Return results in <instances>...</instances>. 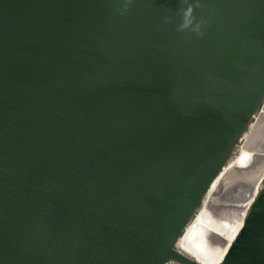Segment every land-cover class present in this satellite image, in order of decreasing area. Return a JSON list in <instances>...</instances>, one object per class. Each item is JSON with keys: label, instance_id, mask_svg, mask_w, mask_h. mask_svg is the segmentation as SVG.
<instances>
[{"label": "water", "instance_id": "1", "mask_svg": "<svg viewBox=\"0 0 264 264\" xmlns=\"http://www.w3.org/2000/svg\"><path fill=\"white\" fill-rule=\"evenodd\" d=\"M125 2L0 0V264H201L177 243L264 106V0ZM258 171L221 264H264Z\"/></svg>", "mask_w": 264, "mask_h": 264}, {"label": "bare ground", "instance_id": "2", "mask_svg": "<svg viewBox=\"0 0 264 264\" xmlns=\"http://www.w3.org/2000/svg\"><path fill=\"white\" fill-rule=\"evenodd\" d=\"M264 158V106L254 117L250 128L243 134L235 154L229 159L221 172L213 181L202 206L197 213L203 222L197 225V234L194 229H189V222L182 236L177 243L178 248L187 253L201 264H218L224 259L236 236L235 231L228 237H223L222 229L227 222L240 221L243 226L247 217L250 203L247 201L245 207H241L236 202H231V198L226 197L227 188L242 180L251 179L261 172L258 177L253 197L262 186L264 176V164L260 159ZM196 215V214H195ZM205 225V227H202ZM225 229V228H224ZM197 235V238H196ZM221 261V262H222ZM220 262V264H221ZM180 264L175 260L168 264Z\"/></svg>", "mask_w": 264, "mask_h": 264}, {"label": "clouds", "instance_id": "3", "mask_svg": "<svg viewBox=\"0 0 264 264\" xmlns=\"http://www.w3.org/2000/svg\"><path fill=\"white\" fill-rule=\"evenodd\" d=\"M185 2H187V0H185ZM131 3H132V0H126L123 6V12L127 11V8ZM196 6L198 5L188 4L187 8L182 9L183 22L179 25L180 31L192 28L194 24V20H195V17L193 16V12ZM199 29H200V24H195V27L192 30L199 32Z\"/></svg>", "mask_w": 264, "mask_h": 264}, {"label": "flooded vegetation", "instance_id": "4", "mask_svg": "<svg viewBox=\"0 0 264 264\" xmlns=\"http://www.w3.org/2000/svg\"><path fill=\"white\" fill-rule=\"evenodd\" d=\"M202 224H203V222L201 221L200 217H198V222H197V213H196L195 218L193 219V221L191 222V224L188 227H189V229H194L195 233L197 234V225H202ZM240 225H241V223L238 220V218H237V221H235V222H227V223H225V226L222 229L223 237L226 238V237H228L229 234L234 233V229H235L236 232H238V230H240L242 228V226L240 228ZM202 227H205V225H203ZM196 238H197V235H196ZM221 261L222 260H219L218 264H220Z\"/></svg>", "mask_w": 264, "mask_h": 264}, {"label": "rangeland", "instance_id": "5", "mask_svg": "<svg viewBox=\"0 0 264 264\" xmlns=\"http://www.w3.org/2000/svg\"><path fill=\"white\" fill-rule=\"evenodd\" d=\"M263 178H264V176H263ZM263 178H262V181H263ZM257 183V182H256ZM256 183H255V187H256Z\"/></svg>", "mask_w": 264, "mask_h": 264}, {"label": "built area", "instance_id": "6", "mask_svg": "<svg viewBox=\"0 0 264 264\" xmlns=\"http://www.w3.org/2000/svg\"><path fill=\"white\" fill-rule=\"evenodd\" d=\"M171 261H172V260H171ZM169 262H170V261H169ZM169 262H168V263H169ZM168 263H167V264H168Z\"/></svg>", "mask_w": 264, "mask_h": 264}]
</instances>
